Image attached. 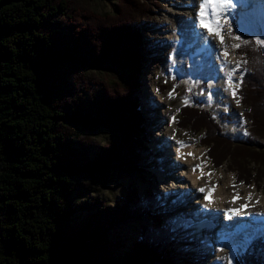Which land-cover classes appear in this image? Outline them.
Wrapping results in <instances>:
<instances>
[{
    "label": "trees",
    "instance_id": "obj_1",
    "mask_svg": "<svg viewBox=\"0 0 264 264\" xmlns=\"http://www.w3.org/2000/svg\"><path fill=\"white\" fill-rule=\"evenodd\" d=\"M87 1H109L112 8L101 14L75 0H0V264H175L166 254L177 244L174 227L165 226L159 213L125 252L107 249L112 240L101 220L120 221L145 203L134 186L115 208L95 203L85 223L72 220L73 178L106 179L112 168L139 175L151 156L143 143L136 78L140 29L152 16L151 1ZM242 37L251 41L238 50L247 61L237 89L249 109L247 138L234 143L202 104L182 107L179 124L203 133L202 147L216 169L227 163L238 183L250 186L264 179L258 145L264 142V50L253 36ZM68 66L121 78L103 81L86 103L63 101L56 90ZM80 127L110 129L113 137L91 157L75 148L70 130ZM147 195L154 210L157 196L151 190ZM194 257L185 254L183 262L197 264ZM235 264H264V237L237 254Z\"/></svg>",
    "mask_w": 264,
    "mask_h": 264
},
{
    "label": "rangeland",
    "instance_id": "obj_2",
    "mask_svg": "<svg viewBox=\"0 0 264 264\" xmlns=\"http://www.w3.org/2000/svg\"><path fill=\"white\" fill-rule=\"evenodd\" d=\"M149 1H151L150 5L152 16H150V18L147 20L145 26L140 29V37L143 41L140 57L141 69L138 76L136 77L138 78V108L142 113L143 118V143L146 147L150 146L153 149V154H151L148 160L149 166H146V168L143 167V169L145 170L139 175H133L121 171L117 172L112 168L109 171V176H107L106 179L104 177V179L101 178L92 180L86 175H79L73 178V184H75L76 186L78 185V188L77 191L73 194L70 204L71 209H73L72 220L73 222L77 223H85L86 220L89 219V216L91 214L90 212H92L91 210L95 203H97L99 206L105 205L110 208H115L119 203L123 202V197H125V195L127 194L128 189L134 186L139 190L142 198L145 201L143 205H141L140 207H136L134 209V212L120 221L111 220L109 222H106L105 218H101V221L104 224L102 226V230H104L105 235H107L110 240H112V245H109V247H107L111 254L116 255L117 253L122 254V252H125L127 249L126 246H130V244L135 239L139 238L141 229L144 226L150 227L152 225L151 220L155 218V214L159 213L158 210L160 209L163 213H159V215L162 217L164 225L166 226L169 223L174 227V235L176 236L177 240V244H174V246L167 248L166 254L169 255L168 257L174 259L175 264H185L183 262L185 254L193 253V255L195 256L194 259L196 260L197 264H208L211 259V254L207 250H204L205 248L201 246L200 235L198 236L196 232L194 233L188 231V229L185 231L182 228L181 229L183 231L181 233L178 232L176 229L180 227H177L172 220L173 218H171V213L174 211H172L170 208L167 209V207H163L162 197L164 195H167L162 194V192L164 191L165 185L168 186L167 180H173V177L172 175H169V172L164 175H160L157 169L158 163H160L157 157H160L159 155H162L166 152H164L165 150H160V153H158L154 150L153 145L157 143L156 139L160 140L162 143H164L165 139L161 134L163 132L162 125L159 124L160 122H156L158 124L156 126L155 120H153L154 115L152 113V110L154 108L158 110V119L162 120V108L159 107L158 103L160 104V100L168 98L169 91H172L173 88H175V92L173 93V95L177 98V102H175V104L170 108L175 109L173 116L176 117L175 122L177 128L181 133H187L186 137H188L192 141L195 138L199 141V143L202 142L201 139L203 137V133L198 136L193 132V130L191 131V129H180L179 111L182 107H185V105L183 104V97L189 96L192 101L190 106H193V104L194 106L202 104L205 108H208L215 116V118L220 122V124H222L227 137L233 140L234 143H239L240 141H244L248 135L247 130L250 127V121L246 118V113L249 111V109L244 108L241 104L239 106L236 105L237 107H240L241 111L239 112L243 114V120L246 121V123H243L241 116L238 119H235V117L233 116V108L230 105V102L227 101L224 96H221L220 98L218 94L214 93L215 85L212 82V79L217 78L219 75L216 74V71L214 69L215 64L211 59L206 58L202 60H194L195 56H193L192 52H190V54H185L184 56L177 52L174 54V60L172 64L167 61L166 47L161 44V41L159 39L162 36L169 35H167L165 32L162 33L159 31L162 21L171 20V6L169 7V4L166 0ZM179 1L183 3L185 0ZM244 1L245 0H241L240 2H238L235 12L233 13L234 15H237V23L235 24V26H226L225 30H234V35L238 34L240 36L248 35L253 36L254 38H264V29L262 28V31H254L253 29L244 30L242 28L239 20V15L244 14L246 11H248L247 9L249 8V5ZM75 2L78 5H82L87 8L89 7L95 12L101 14L109 12L112 8V4L109 1L89 2L87 0H75ZM233 14L229 15L232 17ZM232 20H234L233 17L231 19V22ZM254 27L256 26L254 25ZM230 37H228V40L232 39V37ZM239 43H242V40L239 41ZM238 54L239 53L237 50V61L239 62L238 73L236 74L237 82L244 75V72L242 70L244 61ZM67 68L68 69L64 75V78L58 84L56 90V93L62 94L64 96L62 97L63 101L68 100L72 102L76 100L84 101L86 103L89 101V98H92L93 94L99 90V87L101 86V83L103 81L115 82L120 80L121 78L120 74L111 71L107 72L106 70L86 69L79 66H68ZM149 74H151L152 76L151 80H156V89L151 85V82L149 81ZM173 77H175V79H173ZM144 84L150 85V88H148V90L146 91H144ZM209 85H211L210 88ZM162 86L166 87L165 89L160 90ZM189 89H191V91H189ZM210 90L212 93V99L209 102L208 93L210 92ZM144 93L151 100L154 99L155 102L157 101V104H155V106H153L152 108L148 107L146 109V103L144 102V100L142 103V97H144ZM144 99H146V97ZM177 109H179V111H177ZM152 115L153 117H151ZM225 115L230 116L229 120L226 119ZM162 124L164 125V123ZM70 131L72 133V138L74 139L73 142L76 144L75 148L77 149V151H79V153L86 151L91 157L96 153L98 146H103L113 137V133L110 129L99 127H80L72 129ZM164 135H167V133H164ZM258 145L261 149H264V142H259ZM200 147L204 149L207 157V148L202 147V143H200ZM173 156L174 153L173 151H171L169 153V159L167 161V166L169 168L173 167L175 163ZM206 159V161H208L212 166L209 158ZM212 169L218 172H220L221 170H226L228 173H233L229 170L227 163H225L223 167L220 168V170H216L213 166ZM156 178H161V180H157ZM177 184L178 186L185 185L181 181H178ZM253 185H257L258 188H260L261 191L264 192V179L260 183ZM149 190H151L155 194V196L158 197L159 204L157 208H154V210H152L151 207L147 206V192ZM173 197L175 198L176 196ZM173 197L171 196V198ZM174 201V199H170L169 204L172 205ZM185 204H190L191 207L193 206V204L196 205L193 199L190 198L185 200ZM191 207L187 206V208L189 209ZM173 208V210H175V208L177 207ZM249 227L250 228L246 229V231H254L256 233L252 241L254 239H258V236L264 237V231H261L262 229H264V225H261L260 223H257L255 221L254 225ZM257 230H259V235L256 232ZM228 235L232 236L231 234ZM118 240H120V242ZM121 243L124 244L122 245V247L125 246L124 248L118 246ZM190 243L192 244L190 245ZM213 243H216V241ZM242 243L243 234L239 236H232L229 238V246L227 245V248L230 252L234 250V252L230 254L231 264H234L233 259L237 252L241 253L245 251V249L242 248ZM250 244H248L247 247H249ZM192 249L193 251H191ZM154 264L162 263L159 261ZM225 264H229V261L226 260Z\"/></svg>",
    "mask_w": 264,
    "mask_h": 264
},
{
    "label": "bare ground",
    "instance_id": "obj_3",
    "mask_svg": "<svg viewBox=\"0 0 264 264\" xmlns=\"http://www.w3.org/2000/svg\"><path fill=\"white\" fill-rule=\"evenodd\" d=\"M166 1L168 2L169 7L171 6V20L162 21L159 32H165L169 36H162L159 40L161 41V44L166 47L167 61L172 64L174 54L177 52L182 56L192 52L193 56L196 58H201V60L209 58L214 61V69L216 74L219 75L217 78L212 79V82L215 85L214 93L218 94L220 98L221 96H224L233 108L232 114L235 119L240 118V107L236 106L230 95V91H225L228 85L229 73L232 74V80L235 83L237 82L236 74L238 73L239 68L237 67V64H239L237 61V50L232 47L234 43H239V41H235L234 39L228 40V37L234 35L233 30L230 29L226 31L229 33L226 35V45L227 50L230 53L227 58L228 62L226 63L224 58L220 56V52L224 50V45L213 47L211 51L202 50V41H200L199 36L197 35L201 30L195 28L192 24V21L196 18L197 0H185L183 3L179 0ZM240 1L241 0H233L235 8H233L229 14L235 12L236 6ZM253 1L255 6H253L252 17L250 18L245 13L239 15L240 24L244 30L253 29L256 31L261 28L264 29V0ZM232 17L234 20H232L230 26H235L237 23V15L233 14ZM255 22L258 23L256 28L254 27ZM218 43V39H216V44ZM151 77V74H149V81L156 89V80H151ZM148 88H150V85L144 84V91L148 90ZM143 96L142 103L144 100L146 103V109L148 107L152 108L157 104V101L155 102L154 99L151 100L145 95V93ZM145 97L146 99H144ZM175 102H177V98H169V96L164 100H160V104L158 103V105L162 108V120L158 119L159 116L157 115V112L159 111L155 108L152 110L154 117L153 115L151 116L153 117V120H155L156 126L159 122V124L162 125L163 132L161 134L165 139V141L163 140L164 143L156 139L157 143L153 145V148L158 153H160V150H165L164 152L168 153H164L159 155L160 157H157L160 161L157 167L158 172L160 175L169 172V175H172L173 177V180H167L168 186L165 185L164 191L162 192V194L167 193V196L164 195L162 197L163 207H167V209L170 208L174 211L171 213V218H173L172 220L175 225L180 227L176 229L177 231L181 233L183 230L186 231L188 229V231L196 232L198 236L200 235L201 246L211 254V259L208 264H225V261L227 260L225 258L230 257V254L234 252V250L230 252L227 248L229 246L228 234H231L234 231L237 222L253 226L255 221L258 222L259 220H264V216L258 215L264 214V192L261 191L257 185H254V187H248L239 184L233 173H228L226 170L218 172L212 169V166L206 161L207 157L204 149L200 147V143L202 142L199 143L195 138L193 141L190 140L186 137L187 133H181L177 128L176 122L172 121L175 109L170 107L173 106ZM162 123H164V125ZM164 133H167V135H164ZM173 136H175V139H173ZM179 141H183L184 145L187 146L180 145L178 143ZM147 148L151 154H153V149L150 146ZM171 151L174 153L173 157L175 163L173 167L169 168L167 166V161ZM189 152L193 153L196 158L193 159V157L187 156L185 159L182 157V153L187 154ZM204 161L207 163L203 166V171L205 173H212L210 181L208 176H205L203 179H197V177L201 175L199 169H197L195 173L192 172L194 166L203 164ZM233 176L235 177V180H233ZM178 181H181L185 185L178 186ZM212 185L217 186L215 192L210 197V199L214 200V203L205 209L203 207L206 203L203 199L204 194L200 193L198 189L201 187H211ZM233 185H235V187H233ZM234 193H238L241 199L236 203H231ZM249 193H252L251 201L248 200ZM171 196L176 197L171 198ZM188 198L193 199L194 203L198 206L193 204L191 207L190 204H185V200ZM170 199L175 200L172 205L169 204ZM245 203H248L249 207L246 210L242 209L239 215H232L231 218L226 215V210L241 208V205ZM187 206L191 208L189 209ZM173 207L177 208L173 210ZM228 225H232L233 227H226ZM167 226L172 225L168 223ZM215 241L216 243H213ZM221 249L223 250L221 251Z\"/></svg>",
    "mask_w": 264,
    "mask_h": 264
},
{
    "label": "snow or ice",
    "instance_id": "obj_4",
    "mask_svg": "<svg viewBox=\"0 0 264 264\" xmlns=\"http://www.w3.org/2000/svg\"><path fill=\"white\" fill-rule=\"evenodd\" d=\"M197 11H196V18L192 21V24L195 28L200 29L201 31L197 33L199 36L200 41H202V50L211 51L213 47H219V45H224V50L220 52V56H222L227 63L228 56L230 53L227 50L226 45V35L229 33L226 32V26L230 25L232 17L229 15V12L235 8V4L233 3V0H197L196 5ZM234 31V30H233ZM216 39H218V44H216ZM232 39L235 41H241L243 45H249L251 41L247 39H243L240 35H233ZM241 43H234L232 47L236 50L241 49L242 47ZM255 45L262 46V50H264V38L256 37L255 38ZM247 61H244L246 63ZM237 67H239V64H237ZM175 79V77H173ZM243 78L241 77L238 82H233L232 80V74L229 73L228 75V85L225 91H230V95L232 99L234 100L235 104L237 106L240 105L242 97H238L237 89L242 85ZM211 87V85H209ZM191 91V89H189ZM175 92V88H173L172 91L168 93L169 98H175L173 93ZM212 99V93H208V100L209 102ZM192 103L189 96L183 97V104L185 106H190ZM179 111V109H177ZM241 119L243 123H246V121L243 120V114L241 113ZM176 117H172V121L175 122ZM173 139H175V136H173ZM182 146L184 145L183 141L178 142ZM179 151V149H178ZM183 158H187V156L193 157L195 159V155L191 152L187 154H181ZM206 161L203 162V164H198L192 168V172L195 173L197 169L200 170L201 175L197 177V179H203L205 176H208L209 181L211 180L212 173H205L203 171V166L206 165ZM233 180H235V177L233 176ZM243 183V182H241ZM216 185H212L211 187H201L198 189V191L202 194H204L203 199L206 202L204 204V208L207 209L211 204L214 203V200L210 199V197L213 195V193L216 190ZM235 187V185H233ZM250 187H254V185H250ZM241 197L238 193L233 194V199L231 203H236ZM252 199V193L248 194V200L251 201ZM258 202V201H257ZM249 207L248 203H245L241 205V208L237 209H228L226 210V215L231 218L232 215H239L242 209H247ZM261 216H264V214H258ZM257 223H260L261 225H264V220L259 221ZM228 228H232V225L226 226ZM249 228L248 224L237 222V224L234 227V231L231 233L232 236H239L243 234V243L242 248L246 249L248 244L251 243L252 239L255 237V232H248L246 229ZM223 249H221L222 251ZM229 261V264H231V258H225Z\"/></svg>",
    "mask_w": 264,
    "mask_h": 264
}]
</instances>
